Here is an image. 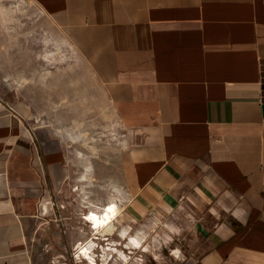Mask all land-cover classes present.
<instances>
[{"label":"crops","instance_id":"obj_1","mask_svg":"<svg viewBox=\"0 0 264 264\" xmlns=\"http://www.w3.org/2000/svg\"><path fill=\"white\" fill-rule=\"evenodd\" d=\"M35 1L104 84L124 130L128 220L102 233V262L92 250L102 230L77 255L264 264V0ZM13 108L0 97V264H39L29 232L49 192ZM51 170L59 182L60 166Z\"/></svg>","mask_w":264,"mask_h":264},{"label":"rangeland","instance_id":"obj_2","mask_svg":"<svg viewBox=\"0 0 264 264\" xmlns=\"http://www.w3.org/2000/svg\"><path fill=\"white\" fill-rule=\"evenodd\" d=\"M0 97L28 126L48 187L51 209L29 232L38 263L97 264L77 250L100 230L92 250L102 262V233L119 234L128 220L122 209L130 176L124 130L104 84L35 0H0ZM41 132L50 137L47 145ZM53 163L60 166L59 182ZM116 245L124 249L126 243ZM140 250L127 264H173L169 251L154 257ZM62 251L72 257L64 259Z\"/></svg>","mask_w":264,"mask_h":264},{"label":"bare ground","instance_id":"obj_3","mask_svg":"<svg viewBox=\"0 0 264 264\" xmlns=\"http://www.w3.org/2000/svg\"><path fill=\"white\" fill-rule=\"evenodd\" d=\"M89 245H90V246H89V248H90V247L92 246V244L90 243Z\"/></svg>","mask_w":264,"mask_h":264}]
</instances>
